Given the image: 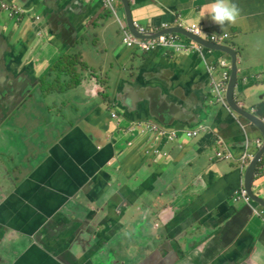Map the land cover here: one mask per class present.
<instances>
[{
    "label": "crops",
    "instance_id": "0c3cea01",
    "mask_svg": "<svg viewBox=\"0 0 264 264\" xmlns=\"http://www.w3.org/2000/svg\"><path fill=\"white\" fill-rule=\"evenodd\" d=\"M5 2L8 8L26 11V72H39L42 78L60 56L68 54L77 57L72 74L79 78L73 90L43 94L34 86L29 93L39 99H21L34 143L26 138V147L21 146L28 159L21 177L7 171L13 185L0 184V264H12L20 256L16 264H73L90 240V231L106 225L122 200L133 202L136 219H142L143 199L162 203L157 210L167 220L178 205L183 230L197 225L195 215L200 211H213L220 218L227 214V206L233 207L229 223L205 246L185 250L182 264H212L217 256V264H238L234 261L243 250L247 255L242 258L251 259L250 264H264V156L251 186L262 199L249 203L233 199L247 182V168L240 167L247 145L244 135L247 132L261 142L264 138L253 125L244 126L245 121L227 104L217 101L212 84L220 80L219 69L208 70L213 59L231 65L229 56L212 52L203 61L196 53L164 49L139 53L124 46L121 25L127 26L119 0L115 14L101 0ZM128 2L134 23L153 33L168 29L161 24L171 28L181 19L206 34H227L223 45L237 52L240 71L235 99L264 118V0H231L240 14L235 24L223 29L201 19L214 0ZM6 12L0 13L5 16L2 22ZM128 70L131 73L124 74ZM99 84L110 99H104ZM62 101L70 106L69 117L59 106ZM166 107L165 117L154 112ZM8 116L9 112L0 115V125ZM128 126L133 129L127 130ZM195 129L199 135L185 139L184 132ZM172 135L177 138L169 141ZM115 138L118 141L110 140ZM218 151H230L234 157L211 160ZM181 177L200 184L201 193L196 194ZM160 183H164L161 193ZM57 204V214L41 226L43 216ZM147 225L152 230L162 222L142 223L136 229L140 251ZM30 234L43 240L46 250L32 242ZM127 241L132 240L122 237L117 245L112 239L106 242L112 244L115 260L123 255ZM223 254L228 256L221 258ZM163 255L170 262L182 258L169 249ZM94 264L107 262L95 254Z\"/></svg>",
    "mask_w": 264,
    "mask_h": 264
},
{
    "label": "water",
    "instance_id": "95a60500",
    "mask_svg": "<svg viewBox=\"0 0 264 264\" xmlns=\"http://www.w3.org/2000/svg\"><path fill=\"white\" fill-rule=\"evenodd\" d=\"M119 2L122 5L123 12H124V20L125 24L127 26L128 31L141 39H150L153 37H156L158 35L162 34H167V33H178L182 36H184L186 39L191 40L199 45H202L203 47L207 48L208 50L215 52L219 51L220 53H223L227 56H229V59L231 61V72H230V78L228 81V86L226 90V96L225 100L227 105L231 108V111L240 116L244 121L246 125H253L258 131H260L263 135L264 138V118L252 113H249L246 109L241 107L239 103L235 99V90L238 86V76H239V64H238V55L237 52L232 49L228 45H219L215 43L208 42L206 40H202L199 37L193 36L190 33L185 32L182 28L179 27H171L162 31H159L158 33H146L140 34L138 33L137 29L134 28L133 26V18L131 16L130 12V5L128 0H119ZM214 60V59H213ZM212 60V61H213ZM212 61H208L209 63ZM230 64V63H229ZM135 99H127L126 102H133ZM213 102H216V99H212ZM19 101H17L18 103ZM169 108H163V109H155L154 112L158 113L161 117H165V114L168 113L167 111ZM117 131L120 130V128L115 129ZM125 131V129L121 130ZM248 134V135H247ZM245 139L247 140V143L249 142L251 144V138L250 134L246 132V135H244ZM112 141L118 140V138L115 139H110ZM253 149V148H252ZM251 148H248L249 152H252ZM264 156V139H263V144L261 148L255 153L254 157L250 160L249 165L247 166L246 169V185L243 187L247 189L248 195L250 196L251 200H254V198L257 199H262L254 195L252 191V182L254 181V177L259 165V160ZM122 175V169L116 173V178L114 181L118 182V179ZM195 176L196 174L193 173ZM179 179H185L189 183V187H192L193 190L195 191L196 194L201 193L200 189V184H196L195 181H192L190 177H181ZM163 186L164 183H160L158 187V191L161 193L163 192ZM67 199H64L60 201V203H63ZM251 202V201H250ZM142 204L146 207L144 209V212H147L150 209H154L155 212L158 214L160 211L157 210L158 206H163L162 203H156V202H151L148 200H142ZM134 203L126 200L121 201V205L119 206L118 212L114 213L111 215L109 218V221L106 225L104 224H98L96 227H99V229L95 231L94 229L90 231V240H88L85 243V246L82 249H79L78 251V256H76L73 264H94V257L95 254L100 256L104 261L107 262V264H133L131 262V253H133L134 248L136 246V241H137V231L136 229L142 224H146V219H136V210L134 208ZM228 207V212L225 216L223 217H218L215 215L213 211H210L212 218L210 220V225H205L203 224L201 220V216L203 215L202 213H197L195 216V220L197 222V226H192L188 229L183 230L182 226V220L178 223L179 224V229L183 230L182 234L178 236V240H182L190 236V231L192 232V240L188 238V248L187 250L192 246H197V247H203L205 246L216 234V232L220 229V227H225L230 219L234 215V209L231 205L227 206ZM59 205L57 204L56 207L54 208V211L51 213L44 215L43 216V221L41 226L45 225L46 222L50 219H52L56 214L58 210ZM172 210L174 214L176 211H179V206L176 205V207H172ZM203 212V211H200ZM205 215H208V211L204 213ZM210 217V216H209ZM162 225L165 226V232L164 233H155L150 230V227L147 225V235L145 237V248H152V251L146 255L143 259L138 261L136 264H149L151 262L157 261L158 264H177V260L170 262L167 261L163 255V250L164 249H169L172 250V244L173 240L171 239V232H170V227H166L172 223L171 219L164 221L161 220ZM155 224V223H154ZM155 226V225H154ZM95 227V226H93ZM158 225L155 226L157 228ZM77 233H80L77 231ZM32 238V242L35 244L39 245L41 248L45 249V246L43 244V240H40L37 237H34L33 234H30ZM79 237V236H78ZM78 237L76 240H78ZM122 237L132 240V241H127L123 245L124 253L123 255L118 259H114V255L111 252L113 250L112 244H107L106 242L112 239L115 242V245L121 242ZM79 240H81L79 238ZM114 245V246H115ZM254 252V250H252ZM176 252V251H174ZM177 253V252H176ZM250 253V252H249ZM247 255V250H243L241 257H239L234 263L238 264H250L251 259H244L242 257H246ZM228 255L223 254L220 256L221 258H226ZM218 257V256H217ZM217 257L212 260V264H217ZM21 260V256L18 257L12 264H16Z\"/></svg>",
    "mask_w": 264,
    "mask_h": 264
},
{
    "label": "rangeland",
    "instance_id": "374dc122",
    "mask_svg": "<svg viewBox=\"0 0 264 264\" xmlns=\"http://www.w3.org/2000/svg\"><path fill=\"white\" fill-rule=\"evenodd\" d=\"M2 11L3 10L0 8V13H2ZM5 15L6 20L5 22H2V17L5 16L4 14H0V115L9 112V116L4 118L0 125V131L4 130L2 133H7L6 137L0 134V184L1 186H12L14 179L7 171H12L16 176L21 177L25 167L28 165L26 150L24 152V148L21 146L26 147V138L29 144L34 143V136L28 135L31 129L26 122V113H28V111L26 110V105L21 102L24 99H39L38 94H30L29 91L34 86H38L41 77L39 72H26V36L24 37V30L26 28V11L22 12L20 9L9 8ZM214 53L218 54L220 52ZM73 56L74 55H72V57ZM72 62H74V60H72ZM72 62L68 68L69 71L74 69V66L71 65ZM47 73L48 72L44 74L46 75ZM130 73V70L124 72V74L127 75ZM26 83L30 84L25 86ZM95 87L97 88L96 82ZM99 89L102 92L104 99H110L109 96H107V89L102 87L101 84H99ZM70 90L73 89L71 88L65 92ZM17 101L19 102L17 103ZM66 116L69 117L70 114H66ZM104 128L105 126H100L101 130ZM131 128L133 129V127L128 126L126 129L129 130ZM10 132H13L12 135H10ZM42 132L44 134L46 133L45 130ZM37 135L38 134L36 133V136ZM28 153L31 154V152ZM22 155L23 157L25 155V157L23 158ZM214 159L215 155L211 160ZM180 212L181 211H176V213L170 218L172 223L166 226L170 227L171 239L173 240L172 250L176 251L179 255H182V258L177 261V264H182L185 259V250H187L189 242L188 238L190 240L193 238V231H190V236L187 238L182 240L177 239L183 232V230L179 229L178 224L184 218ZM205 212L207 211H203L201 220L203 224L210 225L212 223H210L212 215L210 211L208 212V215H205ZM144 218L146 219V222H150V224L157 219L164 221L167 220L162 219V215H159L152 209L144 213ZM151 231L155 233H164L165 226L159 225ZM151 251L152 248H145V246H143L142 251H140L138 246H135L133 253H131V262L136 264Z\"/></svg>",
    "mask_w": 264,
    "mask_h": 264
},
{
    "label": "built area",
    "instance_id": "2783aa9c",
    "mask_svg": "<svg viewBox=\"0 0 264 264\" xmlns=\"http://www.w3.org/2000/svg\"><path fill=\"white\" fill-rule=\"evenodd\" d=\"M103 6L108 10L112 11V13H116V3L118 0H101ZM5 0H0V8L2 10H8ZM133 26L137 29L138 33L146 34V33H153V31L146 30L144 28L138 27L134 22ZM176 27L182 28L185 32L190 33L193 36L199 37L200 39H204L208 42L223 45L224 41L228 38V35L223 34H206L200 27L196 25H186L181 19H177ZM161 28H169L170 26L166 24H161ZM121 32L123 37V44L126 47L133 48L135 51L139 53H149L155 50H170L176 53H196L198 54L203 61H208L207 57L212 55V51L208 50L207 48L199 45L191 40L186 39L184 36L178 33H167L158 35L156 37L150 39H141L134 35H132L125 26L121 25ZM230 64L225 59H219L216 61H212L208 64V70L212 73L219 69L220 73V80L212 84V92L217 98V101L227 104L225 100L227 84L230 78V71H229ZM227 106V105H226ZM228 108V107H227ZM112 118H115V114H111ZM199 129L195 130H186L184 132L185 139L195 138L198 134ZM177 135H172L169 138L170 140H176ZM221 143V142H220ZM223 143V142H222ZM250 143L248 142L246 145L245 152L241 155L240 158V167L244 169L247 168L249 161L253 158L254 154L248 151V147ZM256 148L261 147V140L257 139L255 141ZM233 154L230 151L222 152L218 151L215 154V159L221 160H231L233 159ZM234 200H244L246 203L251 201L250 196L248 195V191L246 188L241 187L235 194Z\"/></svg>",
    "mask_w": 264,
    "mask_h": 264
},
{
    "label": "trees",
    "instance_id": "16d2710c",
    "mask_svg": "<svg viewBox=\"0 0 264 264\" xmlns=\"http://www.w3.org/2000/svg\"><path fill=\"white\" fill-rule=\"evenodd\" d=\"M74 57V58H73ZM64 54L52 65L46 76L40 78L38 89L43 94L65 92L77 84L79 76H74L73 70H68L72 60V66L77 60L76 56Z\"/></svg>",
    "mask_w": 264,
    "mask_h": 264
},
{
    "label": "clouds",
    "instance_id": "9594fccd",
    "mask_svg": "<svg viewBox=\"0 0 264 264\" xmlns=\"http://www.w3.org/2000/svg\"><path fill=\"white\" fill-rule=\"evenodd\" d=\"M239 14H240V10L238 6L235 3H232L231 0H214V2L211 3L203 13H201V19L206 18L212 24L216 25L218 28L223 29L225 25L235 24ZM227 107L229 110H231V108L228 105ZM249 113L253 114V112H249ZM256 140H257L256 138L250 140L251 145L253 146L254 149V151H252L254 155L261 148V147L256 148L255 146ZM262 144H263V140L261 142V146ZM262 158L259 160V164L261 163Z\"/></svg>",
    "mask_w": 264,
    "mask_h": 264
},
{
    "label": "flooded vegetation",
    "instance_id": "af4514ba",
    "mask_svg": "<svg viewBox=\"0 0 264 264\" xmlns=\"http://www.w3.org/2000/svg\"><path fill=\"white\" fill-rule=\"evenodd\" d=\"M59 106L65 114H70V106L66 105L63 101L59 104Z\"/></svg>",
    "mask_w": 264,
    "mask_h": 264
}]
</instances>
